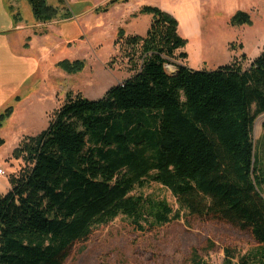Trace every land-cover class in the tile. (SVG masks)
<instances>
[{
  "label": "trees",
  "instance_id": "obj_1",
  "mask_svg": "<svg viewBox=\"0 0 264 264\" xmlns=\"http://www.w3.org/2000/svg\"><path fill=\"white\" fill-rule=\"evenodd\" d=\"M27 2L38 23L58 16L47 0ZM138 13L151 21L144 35L124 37L137 58L133 75L98 99L67 93L48 126L13 149L24 165L0 193V264H63L74 244L119 214L141 230L179 217L166 200L132 193L151 182L188 215L246 230L259 244L245 255L225 248L224 264H264V170L252 137L264 113V48L246 66L234 58L195 70L176 62L187 57L178 21L155 6ZM229 23L251 20L237 11ZM56 65L83 69L80 60ZM186 264L208 263L194 250Z\"/></svg>",
  "mask_w": 264,
  "mask_h": 264
},
{
  "label": "rangeland",
  "instance_id": "obj_2",
  "mask_svg": "<svg viewBox=\"0 0 264 264\" xmlns=\"http://www.w3.org/2000/svg\"><path fill=\"white\" fill-rule=\"evenodd\" d=\"M107 1L47 0L58 16L38 23L27 0H0V114L11 108L0 124V168L5 171L0 191L24 165L22 158L12 157L13 149L48 126L67 93L98 99L133 75L134 49L124 37L145 34L151 15L138 13L142 6L158 7L178 21L187 57L176 62L192 69H215L234 58L246 66L264 48V0H127L95 11ZM237 11L248 13L251 24L232 26L229 20ZM66 12L70 17L61 19ZM65 59L82 61L83 69L59 68L56 63ZM165 67L170 72L174 66ZM263 120L264 113L255 118L252 137L264 170ZM261 191L264 196V186ZM132 193L166 200L179 217L141 230L119 214L95 227L87 241L74 244L63 264H186L194 250L208 264H224L227 247L239 255L259 248L246 230L188 215L159 183Z\"/></svg>",
  "mask_w": 264,
  "mask_h": 264
},
{
  "label": "crops",
  "instance_id": "obj_3",
  "mask_svg": "<svg viewBox=\"0 0 264 264\" xmlns=\"http://www.w3.org/2000/svg\"><path fill=\"white\" fill-rule=\"evenodd\" d=\"M150 21H151V19H150ZM150 24V23H149ZM149 26V25H148ZM148 28V27H147ZM178 32H179V34H180V31H179V24H178ZM180 63V62H179ZM9 186H10V184L8 183V185H7V187L5 188V190L4 191H0V193H4V192H6L8 189H9Z\"/></svg>",
  "mask_w": 264,
  "mask_h": 264
},
{
  "label": "built area",
  "instance_id": "obj_4",
  "mask_svg": "<svg viewBox=\"0 0 264 264\" xmlns=\"http://www.w3.org/2000/svg\"><path fill=\"white\" fill-rule=\"evenodd\" d=\"M5 175V171L0 168V176Z\"/></svg>",
  "mask_w": 264,
  "mask_h": 264
},
{
  "label": "bare ground",
  "instance_id": "obj_5",
  "mask_svg": "<svg viewBox=\"0 0 264 264\" xmlns=\"http://www.w3.org/2000/svg\"><path fill=\"white\" fill-rule=\"evenodd\" d=\"M260 126H261V125H260L259 123H257V124L255 125L256 129H257V128H260Z\"/></svg>",
  "mask_w": 264,
  "mask_h": 264
}]
</instances>
